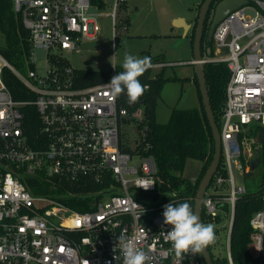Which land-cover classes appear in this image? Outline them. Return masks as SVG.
Segmentation results:
<instances>
[{
    "label": "built area",
    "instance_id": "built-area-1",
    "mask_svg": "<svg viewBox=\"0 0 264 264\" xmlns=\"http://www.w3.org/2000/svg\"><path fill=\"white\" fill-rule=\"evenodd\" d=\"M11 1L28 30L30 53L25 70L0 54V264H122L121 235L147 253L148 264H174L163 206L174 204L176 196L158 190L161 178L155 158L147 154L143 109L129 113L118 97H111L104 85L116 72L103 82L79 86L78 69L61 53L78 51L83 39L95 37L91 0ZM119 3L115 0L110 13L113 46L118 31L126 29L117 20ZM212 43L213 55L204 56V63L224 62L229 70L219 128L226 176L215 172L207 186L202 223L215 225L211 258L234 264L235 203L247 187L235 185L231 166L245 173L240 133L252 123L264 126V0H249L227 14L215 26ZM35 48L46 50L43 75L33 69ZM4 67L32 98H13L2 79ZM25 105H33L40 120L32 141L23 124ZM127 122L136 128L135 149L124 136ZM135 155L137 164L131 162ZM64 184L94 189L63 192ZM146 184L153 185L140 187ZM261 199L249 219L247 245L257 264H264V192ZM183 264L204 262L196 254L185 256Z\"/></svg>",
    "mask_w": 264,
    "mask_h": 264
},
{
    "label": "trees",
    "instance_id": "trees-1",
    "mask_svg": "<svg viewBox=\"0 0 264 264\" xmlns=\"http://www.w3.org/2000/svg\"><path fill=\"white\" fill-rule=\"evenodd\" d=\"M119 1V10H122V8L125 7V0ZM217 1L219 0H214L210 5L204 21V30L201 40L202 53H205L207 48L210 47V55H213V43L212 40L209 41L207 39V34L211 23L213 8ZM91 2L99 6L105 4L104 0H91ZM202 2L203 0H200L199 4L196 6L197 12L193 19L190 34L188 35L191 49L197 21V13ZM0 31L6 37V45L5 47L0 48V54L16 69L25 70L29 67L27 62V57L30 53L28 30L22 25L20 16L14 12L11 0H0ZM151 61L152 63H165L166 60H164L161 55L151 57ZM204 70L211 109L215 122L220 128L225 99V86L229 78V70L224 62H206L204 63ZM122 71L123 69L118 73ZM164 71L165 67L152 74V69L149 68L138 78L142 85H147L148 88H144V93L137 103H128L126 91L118 97V102L127 107L129 113L138 107L143 109V120L147 125V133L145 136L150 144L147 154H151L155 158L158 175L161 178L158 190L161 192L169 191L174 193L176 196L174 205L187 201L193 208L199 180L203 176L213 157V138L201 103L195 74L193 75V83L196 87L199 98L198 106L188 109L173 107L167 121H157L155 117V108L158 100L161 98L164 83L171 79V76L165 75ZM107 77L108 73L99 70L80 69L76 72V79L79 86L103 82ZM2 79L15 100L32 98L28 89L12 73V71L6 67L2 69ZM21 110L23 111L24 128L28 137L32 141L39 133L40 120L38 113L33 105L22 106ZM248 136H256L258 139L259 165L257 169L262 168V170L258 174L256 186L251 187L252 189L247 188L246 193L239 196L235 203L231 237V251L234 264H257V260L250 256V253L247 250V245L250 241L251 234L249 219L252 213L262 206L261 196L264 192V126L258 123L249 124L247 131L240 133L241 145L243 144V140ZM187 158L200 160L203 163L195 183L183 179L179 175L184 169ZM242 163L244 164V167H246L243 160ZM216 172L226 176L222 157ZM93 189L92 186L70 187L67 184H64V186L61 187V191L63 192H66L65 190H70L83 193ZM71 203L77 209H85L77 205L75 202ZM208 250L210 251L209 246ZM212 261L213 264H219L218 261H221V259L212 258Z\"/></svg>",
    "mask_w": 264,
    "mask_h": 264
},
{
    "label": "rangeland",
    "instance_id": "rangeland-1",
    "mask_svg": "<svg viewBox=\"0 0 264 264\" xmlns=\"http://www.w3.org/2000/svg\"><path fill=\"white\" fill-rule=\"evenodd\" d=\"M197 1L199 0H127L128 8L117 13V20L122 25L124 21L121 19H127L128 15V25L126 24L128 29L118 31L114 46L110 13L115 0H104L103 6L91 3L89 12L97 24L95 37L83 39L78 51H61L62 56L72 68L99 70L109 75L113 72L118 74L123 69L125 52L140 58L163 55L165 60L173 64L165 67V75L171 76V79L164 83L162 97L155 108V117L157 121L165 122L173 107L188 109L199 104L196 88L191 81L193 67L188 63H179L191 57L190 39L189 36H185L183 30L175 27L172 20L173 15H180L188 20L193 19ZM5 43L6 37L0 31V48L5 47ZM45 65L46 50L35 48L33 69L38 75H43ZM155 72L157 70H152V74ZM123 132L128 145L135 149L137 132L134 122L125 123ZM242 146V160L247 167L246 173L251 161L258 156L257 137H246ZM138 161V155L131 160L134 164ZM256 169L251 175L245 176L242 169L232 163L231 170L235 185H245L248 189L255 187L262 168ZM211 251L213 254L216 253L214 248H211Z\"/></svg>",
    "mask_w": 264,
    "mask_h": 264
},
{
    "label": "clouds",
    "instance_id": "clouds-1",
    "mask_svg": "<svg viewBox=\"0 0 264 264\" xmlns=\"http://www.w3.org/2000/svg\"><path fill=\"white\" fill-rule=\"evenodd\" d=\"M151 66V57L140 58L125 52L123 71L113 76L110 83L104 86L110 89L111 97H119L126 91L128 103H137L144 93V85L138 78ZM151 185L140 187L148 189ZM163 207V224L171 225V230L166 232V239L174 253V264H183L185 256L202 254L204 249L215 243V225L202 223L189 202L177 205L168 203ZM118 244L122 253V264H148L147 253L129 243L125 236L118 238ZM114 259L117 260V257Z\"/></svg>",
    "mask_w": 264,
    "mask_h": 264
},
{
    "label": "water",
    "instance_id": "water-1",
    "mask_svg": "<svg viewBox=\"0 0 264 264\" xmlns=\"http://www.w3.org/2000/svg\"><path fill=\"white\" fill-rule=\"evenodd\" d=\"M214 0H203L201 3L198 13H197V21L194 29V37L192 42V64L194 68V72L197 79L198 89L201 97V103L208 120L211 134L214 143V153L212 160L210 161L207 169L205 170L203 176L199 180L198 187L196 190L193 210L196 214H198L200 221L202 222V201L206 191L207 186L209 185L214 173L216 172L220 160H221V140L219 127L217 126L214 115L210 105V98L208 93V88L206 84V76L204 70V56H210L211 48L208 47L205 53H202L201 50V40L203 36L204 30V21L208 10L210 8L211 3ZM249 0H219L215 3L211 18L210 27L207 34V39L212 40V34L215 26L219 21H221L227 14L234 11L235 9L247 5ZM259 151V149H258ZM259 156L255 157L249 166V170L246 172V175H251L253 171L259 165ZM203 166L202 161L194 160L192 158H187L185 162L184 169L181 174H179L183 179L189 180L192 183L197 181L201 168ZM202 258L204 264H213L210 252L208 248L204 249L202 252Z\"/></svg>",
    "mask_w": 264,
    "mask_h": 264
},
{
    "label": "crops",
    "instance_id": "crops-1",
    "mask_svg": "<svg viewBox=\"0 0 264 264\" xmlns=\"http://www.w3.org/2000/svg\"><path fill=\"white\" fill-rule=\"evenodd\" d=\"M199 2H200V0L199 1H197V3H196V5H195V8H196V6L199 4ZM125 9L126 8H128V5H127V0H125V7H124ZM124 8H122V10H124ZM121 10V11H122ZM195 12H197V11H195ZM196 15V14H195ZM195 15H194V17H195ZM194 17H193V19H194ZM193 19H186L185 17H183V16H180V15H173L172 16V20H173V23H174V25H175V27H177V29H181V30H183L184 31V33H185V36H188L189 34H190V31H191V27H192V23H193ZM122 21H124V23L122 24V25H126L127 24V21H128V15H127V19H121ZM121 25V24H120ZM121 25V26H122ZM128 25V24H127ZM126 29H128V26H126ZM122 31V30H121ZM162 57H163V55H162ZM164 58V57H163ZM165 60V59H164ZM181 62H183V63H188V64H191L192 65V67H193V64L191 63L192 62V49H191V57H190V59L189 60H186V61H179V63H181ZM164 63V62H163ZM170 64H173L171 61H165V63H164V66H162V67H159V68H151L153 71L154 70H157V71H159L161 68H163V67H167L168 65H170ZM115 69H116V67H115ZM193 69V74L191 75V81L193 82V75L195 74V72H194V68H192ZM194 84V83H193ZM195 86V85H194ZM196 88V87H195ZM161 95H162V93H161ZM162 97V96H161Z\"/></svg>",
    "mask_w": 264,
    "mask_h": 264
}]
</instances>
